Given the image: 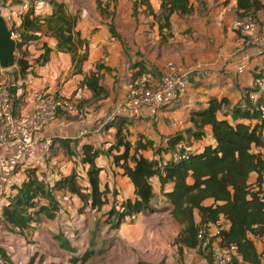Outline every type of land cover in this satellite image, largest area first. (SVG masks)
Instances as JSON below:
<instances>
[{"label": "crops", "instance_id": "obj_1", "mask_svg": "<svg viewBox=\"0 0 264 264\" xmlns=\"http://www.w3.org/2000/svg\"><path fill=\"white\" fill-rule=\"evenodd\" d=\"M51 1L0 0V4L9 25L19 31L23 16L31 8L35 16L51 15L54 12ZM54 1L64 3L69 13L78 15L77 29L90 42L89 58L83 73L75 74L72 56L58 50V39L46 28L37 32L38 38L22 47L32 66L22 77L24 101L15 117L19 119L34 109L35 89L74 96L77 103L81 102L79 112L60 115L38 133L43 161L36 167L37 172L53 187L57 180L76 170L80 184L89 188V165L82 162V157L83 146L92 144L102 150L96 164L101 167L100 187L107 191L108 203L101 209L90 205L83 208L80 197L66 190H56L54 199L58 209L54 215L40 214L38 221L22 232H12L5 227L1 207L0 255L6 259V264L9 260L26 264L41 259L42 264H83V257H86L84 264H213L207 250L190 247L179 240L185 225L174 218L172 205L164 195L172 190L173 183H167L163 190L159 176L151 179L154 210L129 216L114 229L109 227V218H100L104 213L109 216L113 208L121 210L126 200L135 198L134 184L108 153L117 141L119 126L134 145L140 139L152 140L153 147L142 153L166 163L180 148L189 153L201 152L205 146L216 143L210 125L206 126L203 138H194V125L190 121L192 110L207 107L212 96L228 97L231 109L239 104L244 107L243 94L253 87L255 71L264 69V55L260 53L264 47L257 42L254 33L233 27L240 18L237 0H191L193 12L175 13L170 31L163 32L166 39L149 13L146 0ZM149 1L159 13L161 0ZM261 2L264 4V0ZM253 16L258 23H264V7ZM171 61L188 71L186 91L169 105L146 109L141 118L118 115L117 108L129 95L135 80L148 73L155 83L159 82L156 73H163ZM239 66H244L245 71L239 72ZM98 70L107 96L96 97L82 85L86 76ZM89 98L93 99V104L87 103ZM219 117H225L224 113L220 112ZM227 118L233 120L231 114ZM176 136H180L181 141L172 146L170 140ZM48 139L53 143L46 150L44 145ZM123 151L121 147L120 152ZM117 152V149L113 151ZM28 168L32 166L23 165L17 170L15 185L20 186L26 179ZM255 179L253 173L251 181ZM15 192L13 189L12 194ZM7 202L5 199L4 204ZM211 202L208 200L207 204ZM48 203L47 199L41 200L43 205ZM195 220L201 223L199 211H195ZM219 225L228 229L230 224L224 217L216 224H208L212 235L217 234ZM263 241L256 240L262 264Z\"/></svg>", "mask_w": 264, "mask_h": 264}, {"label": "trees", "instance_id": "obj_2", "mask_svg": "<svg viewBox=\"0 0 264 264\" xmlns=\"http://www.w3.org/2000/svg\"><path fill=\"white\" fill-rule=\"evenodd\" d=\"M237 2L239 19L253 16L264 7L261 0ZM51 3L54 6L51 15L35 16L31 8L23 16L19 31L13 30L20 39L16 67L21 77H25L32 66L22 47L28 41L37 39V32L44 28L58 39V50L71 54L74 73H83V66L90 55V42L77 29L79 17L69 13L64 3L54 0ZM144 3L158 23L163 39H166L164 30L171 29V18L175 13L183 15L194 10L191 0H161L159 13L154 11L149 0ZM99 71L86 76L82 85L92 90L96 97L107 96V89L100 84ZM258 76H264V69L255 71L254 78ZM252 90L253 87L248 88L243 94L244 107L239 104L231 109L228 97L212 96L207 107L192 110L190 121L194 125V138H203L206 126L210 125L216 143L205 146L201 152H190L188 158L181 161L172 159L161 163L158 159L146 157L142 151L153 147L154 142L140 139L134 145L123 127L119 126L117 141L108 153L123 174L131 179L135 198L126 200L121 210L111 209L109 223L115 217L112 227L118 228L129 216L154 210L151 204L154 197L151 179L159 176L163 190L167 183H173L172 190L164 195L172 205L174 218L185 225L179 238L182 243L190 247L200 246L199 233L202 228L210 223L216 224L224 217L229 221V228L224 229L219 225L215 237L222 247H235L231 264H240V260L246 264H262V254L256 240L264 239V117L249 98ZM220 112L225 117L220 118ZM229 114L233 117L232 121L227 118ZM180 141L181 137L176 136L170 140V144L174 146ZM121 147L124 148L123 152H120ZM115 149L117 153H113ZM101 153L102 150L92 144L83 146L82 162L89 165V188L80 184V174L76 170L57 180L51 187L41 178L36 167L28 168L26 179L20 186H14L16 192L8 197V202L3 206L2 221L5 227L12 232H22L32 227L40 214L52 217L58 209L54 199L56 190H66L80 197L84 202L83 208L90 205L101 209L108 203L107 191L100 187L101 167L96 164ZM253 173L256 174L255 181H251ZM42 199H47L49 203L41 204ZM208 200L212 202L207 204ZM195 211L201 215L200 224L195 220Z\"/></svg>", "mask_w": 264, "mask_h": 264}, {"label": "built area", "instance_id": "obj_3", "mask_svg": "<svg viewBox=\"0 0 264 264\" xmlns=\"http://www.w3.org/2000/svg\"><path fill=\"white\" fill-rule=\"evenodd\" d=\"M233 27L254 33L257 41L264 44V23H258L252 16L236 20ZM0 69L3 70L1 66ZM238 71H245V67L239 66ZM187 76L188 71L173 61L166 65L157 83L148 73L140 75L129 95L119 104L118 115L141 118L148 108H159L173 103L186 91ZM33 95L36 99L34 109L16 119L9 85L6 79H0V211L5 199L12 195L17 170L23 165L38 167L42 164L43 157L40 156L37 141L38 133L60 115L77 112V101L74 98L52 94L46 89H35ZM249 98L262 111L264 117V76L254 78ZM52 143V139L45 141L46 150ZM188 155L189 152L185 151L173 159L181 161L188 158ZM203 233L205 239L202 241ZM215 236L210 233L208 227L202 228L199 233L200 247L211 250L213 264H231L235 247H222ZM0 264H6V259L2 255Z\"/></svg>", "mask_w": 264, "mask_h": 264}, {"label": "rangeland", "instance_id": "obj_4", "mask_svg": "<svg viewBox=\"0 0 264 264\" xmlns=\"http://www.w3.org/2000/svg\"><path fill=\"white\" fill-rule=\"evenodd\" d=\"M10 28H11V30L13 31L14 30V26H12L11 24H10ZM127 28V30H130V27H126ZM14 32V31H13ZM14 36L16 37V38H19V36L17 35V33L16 32H14ZM258 42V41H257ZM264 43V42H263ZM255 44V43H254ZM259 44L261 45V47H264L263 45L264 44H262V43H260L259 42ZM19 54H20V52L18 51V48H17V58H18V56H19ZM158 70H156V72H157ZM162 75H163V73H161V72H157L156 73V77H158L159 79L162 77ZM155 77V78H156ZM0 79H6V82L8 83V85H9V90H10V92H11V94H12V97H13V101H14V107H15V113L16 112H18L19 111V108L22 106V103H23V101H24V90H25V86H24V83H21L22 81V77H21V75L19 74V71H18V68L16 67V65L14 66V67H12V68H10V69H3V70H1L0 69ZM20 82V83H19ZM19 91H22V94H19ZM73 98H74V96H73ZM75 99V98H74ZM91 102H92V104L94 103V101H93V99L92 98H89L88 100H87V103H89V105L91 104ZM81 103V102H80ZM80 103L78 102L77 103V111L79 112L80 111V108H81V106H80ZM81 113V112H80ZM181 150H183V151H181ZM186 150L184 149V148H180V150L179 151H177V154H179V152L180 153H184ZM109 218V216L108 215H106L105 216V213L101 216V220H107ZM111 225L109 226L111 229H114L113 227H112V224H114L115 223V217L113 218V219H111ZM211 233V232H210ZM209 237H212V236H209ZM205 239V234L203 233L202 234V236H201V240L203 241ZM208 251V253L211 255V258H212V253H211V250H207ZM86 257H83V259L81 260L82 262H83V264L86 262V259H85ZM16 260H9L8 261V263L9 264H13V263H15L16 264V262H15ZM28 261H30V259H28ZM41 262H43V260L41 259V260H39V261H37L36 263H33V261L31 262V263H26V264H42ZM81 262V263H82Z\"/></svg>", "mask_w": 264, "mask_h": 264}, {"label": "water", "instance_id": "obj_5", "mask_svg": "<svg viewBox=\"0 0 264 264\" xmlns=\"http://www.w3.org/2000/svg\"><path fill=\"white\" fill-rule=\"evenodd\" d=\"M20 39L14 36L6 17L2 14L0 4V66L10 69L16 65L17 48Z\"/></svg>", "mask_w": 264, "mask_h": 264}]
</instances>
